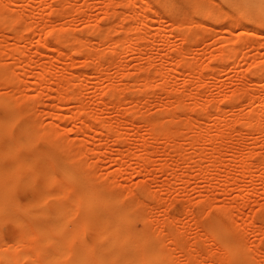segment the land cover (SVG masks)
<instances>
[{
    "label": "rangeland",
    "instance_id": "1",
    "mask_svg": "<svg viewBox=\"0 0 264 264\" xmlns=\"http://www.w3.org/2000/svg\"><path fill=\"white\" fill-rule=\"evenodd\" d=\"M24 1L25 0H22L21 2H18L15 5H12L11 9L9 10V14L10 15L12 14V18H13V24L12 25H13V27H16V28L22 30L26 35L28 34L27 35L28 37L30 35L31 40L28 43L27 50L28 49L29 50L28 51L26 50V56L29 58L30 55L34 54V53L32 54L33 51L35 52L36 50L43 49V48L46 49V50H44V53H46V54L37 58L35 61L36 63H34L35 65L37 64L38 67H36L37 66L36 65V66H32V69H30L29 67L24 66L25 68H23V70L26 72H24L22 70V72L20 74H18V76H17L18 79H20V82L22 84L23 83L26 84L27 82H28L27 83L28 85L31 84V85H29L30 88H28L29 91H31L32 89L34 90V91L32 90L31 92H28L29 93L28 101L31 102V101L35 100V98H36L35 96L38 94L37 92L39 91V89L37 90V88H36L37 87L36 84H34L35 85V89H34L33 82L36 80V77H33L32 74H34V76H35V72L37 73L40 70V65L43 62H45V60L52 58L53 56L59 54V51L57 49H55L52 44H51L52 46L47 45L48 47H51L49 49L47 46L44 47L43 45L35 43L34 40L38 39L39 35L41 33L43 34L45 32V30H46L45 28L51 29V28H53V25L56 24V25H54L55 28H53L52 31H54V33L57 32L56 34L59 35V38L61 40V47L63 49H65L66 52L68 51L67 52L68 54L66 55V61L60 65L58 63V66H60V68L61 67L62 68L61 69L59 67L58 68L60 70H62V69L64 70L66 67L67 70H72L70 72L74 71L73 73L78 74V75H79V72L81 71L80 73H82V75L81 74L80 75L82 77H83V74H85L84 76L86 78V81H85L86 83L84 84V82H83L85 87L82 85H80V86L78 85L80 87V91H79L78 86L77 85L75 86V83H77V81L72 80V82L73 81H75V82H73L74 85L71 82V88L73 87L74 89H76V92L81 93V95L78 96L79 99L78 98L77 99H74V98L68 99V102L66 99L67 92L65 90H62V93L63 94L66 93V95L61 94L63 97L66 96V97H64V100H63V97L62 98L60 97V92H58L57 88H56V92H55V88H53V90L52 89L49 90L50 92L49 91L46 92L48 83L46 84L47 86L44 84L48 81L44 82L41 86L43 87L42 90L44 89L45 93H43L40 97L38 96L39 101L40 100L41 101L39 103L34 104V106H33L34 111L30 115L32 118L35 117V119H37L38 121L41 120V122L44 123L43 125H45V123L53 121L55 123L56 127H58L60 130L62 129V132H65L66 131V130L64 131L65 126H67L66 127L67 129H69V128L74 129L75 126L81 125V123L78 122V120H71L68 123L66 122L67 125H65L66 124L65 123L62 126H59L58 124L61 123V119H59L58 116L52 117L48 113L51 112L52 110L55 111V109H58V112H60V110H61V112L68 113L69 111L70 112L76 111V109H77L76 107H78V109H79V107H82V106H83V108L88 107V108H86V110H84L86 112H84L82 114V117H84L87 121H89L88 123L93 122V124H95V127L92 130H90V132H89L91 134L89 137H91V136L92 137L88 138V139H90L88 141H91V142H87L88 144L84 143L83 139H85V138H84L83 133H81V134L77 133V132L75 133L74 130H72V131L67 130L70 132H67L66 136H68L69 139H70V137L71 138L73 137V142L75 143L76 146L80 145L82 142V144H84V146H83L84 148H88L90 145H91V147L86 149L87 157H86V153L84 152L85 151V149H84V151H83L84 154L82 153L81 157H80V155L77 156V159L75 161H68V164L72 167H75V164L79 159H82L83 163H85V160L87 159L86 160V167L87 168L90 167L91 170H93V165L96 164L95 165L96 168L94 167V169L97 171L95 172V170H93L95 172L93 174V179H94L95 184L99 185L100 190L104 193H112V194L120 193L122 196L124 193L125 196L122 197V201L135 202V203H116V206L118 208L126 210V213L129 214L131 217H142L143 215H144L143 218H149V216L153 217V218L155 217L157 219V220L154 219V221H153L155 223L154 224L155 228H156V226L159 227V225H160L159 229H162L161 223L165 219V217L168 218L169 214H170V216H177L179 218L178 219L179 221L177 223V225H178L177 229H175V230H177V231L179 230L180 233H182L189 240V242H192L191 244H193V246L195 248H197V247L201 248V246L202 247L209 246L210 248H212L213 250H216L217 252H218L217 249H219V252L222 250V248H221L222 246L219 243V241H221V239H219V238H222V237L224 238V235L229 234L227 236V240H226L227 242L235 244L234 242H237L239 240L240 242H242V243L245 242L246 244L248 242L250 244V249L253 246H255V247H253V249L254 250L256 249V251H257V248H258V252H257L258 258L261 262V263L260 262L259 263L264 264V140H263V138H261L263 141L262 140L260 141V143H259L260 145L256 146L255 148L253 147L251 142L253 141V139L258 137V133H257V131L253 132V134L254 133L255 134L254 135L252 134L254 137L251 138L252 137L251 136L252 129H248L244 126V124L242 123L241 116L238 115V113L240 114L241 111L236 110V109L243 108L242 112H246L249 109H252L254 107L256 108L258 106V104H256V102H253V104L252 103L250 104V102L249 103L247 102V100L249 101L250 99H249V95L245 92L244 88H245V86H249L251 79L256 78V75H255L256 73H260L261 78L264 77V76H262V75H264V0H260V5H259L260 6V12H258V10L256 8V7H259L258 5L254 4V3L246 4L243 2V0H229V1L228 0H149V1L148 0L147 1L146 0H138L137 2L140 4H139V7L137 8V10L142 14H144V12H145V14L149 15V17H154V18L148 19L147 21L135 19L132 15L133 14L132 9L130 10L129 7L122 6V4L119 5L120 0H113L112 2H111V0H87V1L86 0H73V2L71 0L70 3L68 2L66 4V9H65V7L61 9V11L63 12L61 14L54 13V11H52V10H53V8H56L57 5L59 7V5H61L63 3L62 2L63 0H61V1L60 0H56V1L55 0H32V1L26 0L28 3H26V1L24 3ZM47 1H48V3H47ZM85 1L89 5L85 4L86 3ZM114 1H115V3H117V1H118V6H117V4L113 6ZM129 1H133V0H129ZM258 1L259 0H256V1L254 0V2H257V4H259ZM31 2H33V3H31ZM43 2H44V4H43ZM219 2H220V4H219ZM138 3H137V6H138ZM148 3H151V5H149ZM33 4H35V5L33 6ZM46 4H48V5L46 6ZM146 4L149 6H146ZM25 5L28 6L29 8L26 7ZM42 5L44 7V8L42 7L43 10L41 9ZM70 5H71V7H69ZM84 5H86L88 9ZM31 7H33V8H31ZM49 7H50V9H49ZM114 7L117 9H114ZM0 8H2L1 5H0ZM153 8H154V10H153ZM203 8L210 9L209 10L210 12H208V13L203 12L202 11ZM85 9H86V11H85ZM126 9H128L127 10L128 12H126ZM82 10H84V11H82ZM115 10H117V11H115ZM66 11H67V14H66ZM81 11H82V13H81ZM109 11H112V12H109ZM178 11L180 12L179 16H177V14H176ZM85 12H86V14H85ZM130 12H132V13H130ZM161 12H162V15H161ZM226 12H228V13H226ZM24 13H25V15H22ZM46 13H47V15H46ZM107 13H109V14H107ZM110 13H111V15L113 13L114 17L110 16ZM122 13H123V15H122ZM125 13H127L126 15H129L130 18L127 17V19H126V15H124ZM210 13H211V15H210ZM28 14H29V16H28ZM157 14H160V16ZM241 15H243V16H241ZM22 16H24V18ZM116 16H117V18H116ZM155 16H158V17H155ZM182 16H183V18H182ZM248 16H250V17H248ZM27 17H29V18H27ZM122 17H124V18H122ZM61 18H63V19H61ZM119 18H120V20H117ZM177 18H179L180 22L182 23L180 25V28L177 27V25L174 23ZM66 19H68V20H66ZM71 19H72V23L70 22ZM122 19L124 21H122ZM235 19H240L246 26L257 28L258 30H260L261 35H260V37L256 36L252 39L255 41L254 44H252V45L250 44L245 48H242L240 50H236L232 55L234 57H232V59H231V57L228 55L225 57L226 50L228 51L230 49V47L233 46V42H234L236 36L242 31V29H239L237 27H232ZM193 20L197 21V22H192ZM14 21H15V23H14ZM117 22H118V25H116ZM145 22H148V24L143 25V23H145ZM57 23H59V25L63 26L64 30ZM61 23H63V24L65 23V25H63ZM67 23H69L71 25H69V24L67 25ZM19 24H21L20 27H19ZM28 24H30V26ZM123 24H124V26H123ZM140 24L142 25V28L144 27L142 31L140 29H134L133 28V27L136 28ZM189 24H191V25L193 24V26L191 27V25H189ZM23 25L27 26V27H24V30L22 29ZM31 25H33V27ZM50 25H52V27H50ZM73 25H75V26H73ZM187 25H189L188 28H187ZM68 26H70L71 28L69 27L70 29L69 28L65 29ZM131 26H133V27H131ZM29 27H32V28H29ZM104 27H106V28H104ZM42 28H43V30H42ZM107 28H108V30H107ZM130 28H131V31H130ZM191 28H192V30H190ZM117 29H118V31H117ZM126 29H127V31H126L127 33H125ZM133 29H134V31H133ZM184 29H185V31H184ZM186 29H187V31H186ZM135 30H136V32H135ZM111 31H114V32H111ZM5 32H6L5 30L0 31V36H1L0 40L3 38V36H5L7 34ZM39 32H41V33H39ZM135 33L138 35H142V37L144 36L143 38L146 37V39H142L141 36H138ZM31 34H33V35H31ZM69 34H71V35L68 36ZM125 35H131V37H133V38L135 37L134 39H136V40L139 37L141 38L140 40L138 39V41H137L138 44L141 46L140 51L133 52L132 48H126L125 47L126 49L124 48V49H122V51L119 50L120 51L119 54H115L113 52L111 53V51H113L112 46H114V49H115L114 41L116 42L117 40L121 39ZM189 35L191 36V38ZM31 36H33L34 38ZM119 36H121V37H119ZM136 36H138V37L136 38ZM185 36H187V37L189 36V39L186 38ZM74 37H75V39H73ZM241 37L244 38V37H246V35L242 34ZM76 38L77 39L82 38L84 40V46H81V48H79L80 51H78L79 43H78ZM183 38L185 40H183ZM86 41L88 42L89 45H87ZM97 42L98 43L100 42V43L98 44ZM259 42H260V47L258 44ZM92 43H94V44L97 43L96 44L97 47L94 46V49H97L98 50L97 52H99L96 55V50H94V53L96 55L97 60L94 57H93V60L89 59L85 55L88 51V46H90V44H92ZM110 43H114V44L111 45ZM74 44H75V46H74ZM106 44H107V46H106ZM227 44H228V46H230L231 44L232 45L230 47H228ZM185 45L188 46L190 49L189 48L187 49V47ZM182 46H183V48H181ZM179 47H180V49H179ZM73 48H75V49H73ZM76 49H77V51H75ZM86 49H87V51H86ZM184 49L188 50L187 51L188 55L185 59L186 61H184V62L185 63H192L193 66L195 64V66H196L195 69L198 70L199 72H201L200 74H201L202 80H205V81L207 80L206 82L202 81V83L204 82L205 84L204 83L202 84L201 82L198 84L197 82L192 81L191 76L194 74L189 72V70L187 68V64H185L184 62H180L179 64H173L172 63V58H170V57L178 56L180 54L179 52H181ZM131 50H132L133 54L131 53ZM56 51H58V52H56ZM101 51H102V53L107 54V59H103V58L98 57V55L101 54ZM219 51H221V52H219ZM50 52H52L51 55H48V54H50ZM213 52L214 53L219 52L218 53L219 57L216 56V54L212 55ZM138 54H140V55H138ZM245 54L251 58L248 61H242L241 62V60ZM83 55H85V57ZM112 55L115 57H117V55H118V57L115 58ZM133 55H135V57ZM220 55H221V57H220ZM223 56H224V58H223ZM31 57L32 56H30V58ZM97 57L99 58V60ZM39 59H40V61H39ZM79 60H80V62H79ZM97 61L99 63H101L102 65L99 64ZM120 61H121V63H120ZM150 61H154L155 63L151 62V64H152L151 65L149 63ZM147 62L149 64H147ZM89 63H90V65H89ZM91 63H92V65H91ZM22 64H24V63H22ZM119 64L123 65V66H121V68L124 67L123 68L124 70H120L118 68L119 66H117V65H119ZM156 64H158V65H156ZM184 64L186 65V67H184ZM14 65H15V69H16L17 65L15 63H13L11 60H8V63L6 64V67H9V69L11 70V73L12 72L14 73V71H15ZM147 65L148 66L151 65V66H149V68H148ZM222 65H223V67H222ZM12 66H13V68H12ZM97 66H98V68H97ZM101 66H103V67H101ZM200 66H201V68H200ZM139 67H142V68H139ZM143 67H144V69L148 68V71H147V69L145 71L144 70L142 71L141 69H143ZM173 67L177 71L176 73H173L174 75L176 74V77L175 76H173V77L169 76L168 77V75H167L168 78H166V80L167 79L169 80V78L172 77L169 81H167V82H169L168 86L165 84H162L161 83L162 81L160 78L161 72L162 71H168L169 69H171ZM26 68H28V69H26ZM115 68L119 69V71L116 72L117 70ZM156 68L157 69L161 68L160 69L161 71L158 69L159 72H157ZM220 68L221 69L223 68V69L219 70ZM37 69H39V70H37ZM136 69H138L139 71ZM27 70H28V72H27ZM31 70L34 72H32ZM29 71H31V73H32L31 75H30ZM83 71H85V72H83ZM97 71H98V73H96ZM120 71H123V72L125 71L124 72L125 74H121ZM223 71H225V72H223ZM92 72H94V73H92ZM153 72H155V73H153ZM24 73H26V76ZM239 73L240 74L245 73L247 75V76L245 75L247 78L245 76H244L245 78L244 77L242 78V75H240ZM59 74L62 75L63 73H59ZM188 74H190L191 76ZM195 74L198 75L197 73H195ZM203 74H205V75H203ZM206 74H207V77H206ZM211 74H213V76L215 74L216 76L213 77ZM86 75L88 77H86ZM114 75H116V77ZM142 75H145V76H142ZM19 76L20 77L22 76V77L20 78ZM113 76L116 79L115 78L113 79ZM139 76H142L141 77L142 79L148 78L150 83L153 84V86L151 84L150 85L148 84L146 86V84L139 83L142 80L139 78ZM154 76H155V78H154ZM204 76H205V78H204ZM249 76L251 77V79ZM110 77H112V78H110ZM151 77H153L152 82L150 80ZM22 78H23V80H26V79L27 80L25 82L24 81L22 82ZM102 78H105V79H102ZM134 79H135V81L137 79V82L134 83ZM247 79H249V80H247ZM59 80L62 81V83L64 82L63 85H64V87H66L65 86L67 83L66 79L63 78L62 76H60ZM131 80H133V81H131ZM241 80H243L242 87H244V88H242L243 90L241 91V94L239 93L238 95H235L234 93H236V89L241 87V86H239V82ZM87 82H88V84H87ZM126 82H128V83H126ZM167 82L165 81L166 84H167ZM207 82H208V84H207ZM124 83L126 84V86H124L125 85ZM241 83H242V81H241ZM244 83H245V86H244ZM128 84L131 86L129 87ZM196 84H198V86ZM54 85L55 84H53V87H54ZM110 85H113L112 89H111V87H109ZM162 85H164L163 86L164 88L162 87ZM169 85H170V87H169ZM199 85H201V86H199ZM121 86H122V88H121ZM151 86H152V88H151ZM165 86H167L168 88ZM124 87H127V89ZM120 88L121 89L124 88L125 91H123L124 89L121 90ZM135 88L137 89V91H135L136 90ZM5 89L6 88L4 86L2 88V86L0 85V90H1L0 92L5 91ZM129 89H130V92H129ZM194 89H197L198 91H196ZM114 90H115L116 95H117V96L115 95L116 99L114 97L110 96V94H109L110 91H114ZM176 90H178V92ZM186 90H188V91H186ZM233 90H234V93H232ZM122 91H123L124 95L122 94ZM194 91H196L199 95L201 93V96L203 94V96L201 97L202 99L201 98H200L201 100L198 99L199 104H197L196 103L197 101L195 102V100H193L191 98L193 96H190L192 94L193 95L196 94V93L194 94ZM183 92L186 93L187 95L185 94L186 95L185 96ZM35 93H37V94H35ZM46 93H50V94H46ZM56 93H58V94H56ZM181 93H183V95H182L183 98H181V101L183 104H186L184 106L188 107V108L187 109L186 108L181 109V111H180V109L177 110L176 111L177 117L175 116L176 121L173 120V122L170 124L171 128L173 127L177 132L179 131V129H178L179 127L184 128V130L182 129L183 130L182 133L178 132V135L176 133V137L177 136L180 137L179 133L181 135L184 133L186 134L187 131L192 129V128L189 129L190 127H184V125H183V123L188 121V119L191 117H192V121H193V119H197V120L201 121L200 123L205 122V123H202V125H204L205 128L207 129L206 132H208L210 130L213 133L214 132L213 126H215V125L212 126L211 124H213V121L210 122V120L212 117H214L213 116L214 114L217 113L220 116L221 114L223 115V113L227 112V113H225V115L222 116V118L227 115L226 117H224V119H228L230 113L231 114L237 113L235 115H230L231 120L228 119L229 124H227L228 120H224L223 121L224 125H222L223 122L220 123L222 126L219 124L216 125L217 127L219 126V129L221 130L227 124V127L225 126L226 131L224 132V130H225L224 129L223 132L226 133L225 134L226 137L229 135L228 136L229 138L228 137L227 138L226 137L221 138V136H218V138H216L214 140V142H213V140H211V142H210V140L208 138L207 139L203 138V140H202L203 142L200 141L201 142L200 144L202 146L200 144L199 145L201 147L199 145L195 146V147L193 146L195 148L194 149L192 147V140H193L192 137H193V135H196V134H197V136H199V135H198V133L192 134L191 131L192 132L193 131L196 132V131L191 130L190 132H187L186 135L185 134L182 135V137H184L183 139L180 137L182 139L180 142V145L178 143V145H179V146L177 145L178 148L175 147L174 150H173V148L176 145L178 139L180 140V138H178V137L175 138V139H177L176 142L174 141L175 143L173 142V140H175V139H173L172 141L166 139L167 136L165 135L166 132H165L164 128H162V127L158 128L157 129L158 132L155 130V133H157L158 136H156V139L152 138L154 128L151 127L149 120L150 119L151 120L159 119L161 121V123L163 120H167L168 116L164 113V107L160 106V105L163 104L164 102L166 103L167 101H168V103H166V104L171 103L169 101H171L173 99H171L169 97L174 98L178 94H180V96H181ZM263 94H264V84L260 85V95H263ZM173 95H174V97H173ZM224 95H229V96L224 97ZM222 96H223V98H222ZM57 97H60L61 99L58 98L59 99L58 100ZM148 97H150V98H148ZM184 97H186V98L184 99ZM134 99H136L135 104L138 105V106H136L135 111L136 112L139 111L138 113H136L135 111H132V109L129 110V108H130L129 106L132 107L133 106L132 104H134L133 103ZM79 100H81V101H79ZM113 100H118L119 105L124 100V102L121 103L124 106L120 105V106H113L112 107V105H110V106L109 105H106V106L103 105L104 101L105 102H108V101L112 102ZM138 100L140 101V103L138 102ZM185 100L187 103H185ZM203 100H204V102H205V100H207V101L205 103H202ZM214 100H217L219 102H216ZM64 101H66V102H64ZM100 101H103V102H101L102 104H100ZM128 101L130 102V104L128 103ZM131 101H132V104H131ZM192 101H194L195 104H197V105H194ZM200 101H202V102H200ZM78 102L79 103L83 102V103L78 104ZM191 102H192V104H191ZM246 102L248 104H245ZM217 103L220 106H222L218 110H216V107H215V105H217ZM66 104L68 106H66ZM190 104L192 106H189ZM200 104L202 106H203V104H205L206 110L203 107H201ZM249 104H250V106L252 105L250 108H249ZM57 105H59V106H57ZM35 106L36 107L38 106L37 109ZM60 106H61V108H59ZM139 107H140V109H138ZM226 107H228V108H226ZM17 108H22V104H18ZM92 108H93V110H92ZM124 108H126L127 111H126V109L124 110ZM202 108H203V110H202ZM212 108H213V110H212ZM223 108L226 110H222ZM246 108H248V109H246ZM89 109H91V110H89ZM228 109H230V110L234 109V110L230 111ZM244 109H246V111ZM200 110H201V112H199ZM210 110L212 111V113H210L212 115L209 116V114L207 115L206 113L211 112ZM36 111H37V113H36ZM54 111H52V112H54ZM91 112H92V115L89 114ZM187 112H189V114ZM87 113L89 115H87ZM132 113H136V114L132 115ZM160 114H162V116H159ZM178 114H180V115L178 116ZM205 115H207V116H205ZM237 115L239 116L238 119L240 118L239 119L240 121H238V123H237V120H238ZM36 116H37V118H36ZM166 116H167V118H164ZM95 117H96V119H95ZM207 117H208V119H206V121H205V118H207ZM232 118L235 119V121L233 120L234 124L232 122ZM100 119L103 120V122L105 121L107 123L109 121V123L107 124L104 122L105 126L101 127L100 125H98V123L101 121ZM128 119L130 122H132L133 124L135 123V124L132 125L131 123H129V121L127 123L126 120H128ZM130 119H132V120H130ZM201 119H203V120H201ZM143 120H144V122H143ZM182 120H184V121H182ZM189 121H190V119H189ZM225 121H227V122H225ZM41 122H39V123H41ZM164 122L165 121H163V123ZM230 122L232 125L230 124ZM209 123H211V124L209 125ZM163 125H165L167 127V124H163ZM97 126L99 128H97ZM107 126H109L110 130H109V128H106ZM231 126L234 129L235 128L236 129L234 130L233 128H230ZM208 127H209V129H208ZM220 127H222V128H220ZM95 128L98 129V132L94 131V130H97ZM101 128H102V136H101V133L98 134L99 132H101ZM113 129H114V131H113ZM227 129H230L229 131H231L232 133L231 132L227 133L228 132ZM16 130H17L16 126H13L12 131L15 132ZM103 130H105V132ZM106 130H107V134H106ZM115 130H118L119 132L118 131L115 132ZM245 130H246V132L244 133V135L246 134V136H244V138H243V136H241L243 134H241V133H243V131H245ZM161 131H163V133ZM247 131L250 133H248ZM117 132H118V134H117ZM122 134H123V136H121ZM161 134H162V137H160ZM249 134H250V136H249ZM114 135H119V136L116 137ZM230 136H231V140H230ZM240 136L243 138V141H242ZM62 137L65 138V133H63ZM119 137H121V138H119ZM219 137H220V140H219ZM245 137H247V139ZM68 138H67V140L65 139L66 141L62 138V145H64V147H66V148H68V146L66 145L68 143V140H69ZM224 138H225V140H224ZM248 138H250V139H248ZM204 139H205V141H204ZM244 139H246L247 141ZM114 141H116V142H114ZM220 141H223V143L222 142L220 143ZM239 141L240 142L242 141V143L239 144L238 143ZM202 143H204V144H202ZM211 144H212V146H214V148H213L214 151H212L213 149L210 150L209 146ZM205 145L207 147H209V149L204 148L206 150L205 153H207V151L209 150L210 154H211V152H213L212 155H209V154L204 155L205 153L203 150V146H205ZM217 145H218V147H217ZM231 145H232V147H231ZM36 146L47 147L49 145L47 143V139L41 138L36 143ZM146 147L150 150L152 149V151H150V150L146 151L147 150ZM197 147H199V148H197ZM216 147H217V149L221 150L220 151V153L222 152L221 154H218L219 151L216 149ZM235 147H241V148H239V150L242 149L241 150L242 153L240 152L242 155H239L237 148L235 151ZM196 148H197V151L199 150L198 152L200 153L201 156L204 155L203 157H205L204 158L205 161L202 159L199 160L200 155L197 153V151H196V153H194V155L195 156L198 155V156L195 157L193 155V152H195L194 150H196ZM250 148H251V150L252 149L257 150V151H255L256 154L259 156V158L261 155L262 158H260V159L261 160L263 159V161L259 160L258 161L259 163L256 162L254 160V156L251 155V153L253 151H251ZM51 149L53 150V152L58 151V153H59V149L56 146L51 147ZM177 150H178V152H177ZM124 151H128L127 153L126 152L125 153L129 154L131 156L124 155V157H126V158H123V159H125V161L123 159L122 160L120 159L122 161V163H120L121 161L119 160V158L122 157L121 153ZM175 151H176V153H174ZM200 151L202 152V154ZM258 151H260V153H258ZM234 152H236L234 154L235 158H236V156H237V158H241L242 156L244 157L245 153H243V152H246L245 158L246 159L250 158L249 160H252V162L251 161L249 162L247 159L246 168L248 171L251 172V170H255V168H257V170H258V168H261V166H262V168H261L262 172L260 169L258 170V172L260 171V174L257 175L258 172L253 173V175H254V177L252 179L253 185L250 182L251 181L250 180L251 178L249 177L250 173L247 174V173L243 172L241 174V172H237V171H239L238 166L240 167V162L242 160H240V161L238 160L239 161L238 162L237 158L233 159V157H231V156ZM180 153H182L183 156L179 155ZM191 153H192V155H191ZM223 153H225V154H223ZM148 154H151V155H148ZM228 154H231V155H228ZM248 154H250V155H248ZM252 154H255V153H252ZM207 155H209L213 160H215L214 158L217 155L218 161H217V163L215 161V164H217V166L214 164V161L212 159H210L209 156H208L209 158L208 157L207 158L210 159L211 164L212 163L213 164L212 165L207 164L210 162L209 160L206 159ZM142 156H143V158L145 157L147 160L146 161L147 164L145 163L146 169H144L141 173L138 174L137 170H139L140 160H143ZM193 156H194L193 159H195V160L189 158V157H193ZM219 156H220V159H222V160H219ZM239 156H241V157H239ZM203 157H201V158H203ZM217 157H216V159H217ZM149 158H150V160H149ZM196 160H198V161H196ZM233 160H235L236 162ZM118 161H120V162L118 163ZM202 161H204V162H202ZM207 161H209V162H207ZM230 161H232L233 163L232 162L229 163ZM253 161H254V163H253ZM87 162H88V164H87ZM219 162H221V163H219ZM234 162L237 163L238 165L236 164L237 166H233V168H231V171L229 170V172H228L229 174H228L226 172V169L230 168L229 165H231V164L234 165ZM199 163L203 164V165H200ZM218 163L220 164L219 166H218ZM227 163L229 165H227ZM122 164H123V172H121L122 169L120 168V166H122ZM167 164H169V165H167ZM221 164L223 167L221 166ZM255 164H256V166H255ZM198 165H200V167ZM205 165L206 166L209 165V167L205 168V169H207L208 174L202 175L204 173H202L201 171L203 170V166L206 167ZM224 165H226L228 167L226 168V166L224 167ZM214 166H216V167H214ZM220 166L222 167V169ZM248 166H249V168H248ZM257 166H260V167H257ZM169 167H171L173 170ZM218 167H219V169H218ZM234 167H236V168H234ZM198 170L202 173L201 175H200V172ZM247 170H244V171L247 172ZM257 170H255L254 172H256ZM240 171H241V168H240ZM172 172H173V174H172ZM210 172H211V174H213L212 176H211ZM198 173H199V175H198ZM237 174H238V177L236 176ZM214 175H215V177H214ZM239 175H241V176H239ZM242 175H244V176L242 177ZM253 175L251 174L250 176L252 177ZM105 176L108 179H106V182L104 184L103 181H105L104 180ZM204 177H206V178H204ZM109 179H111V180H109ZM102 182L104 185L101 184ZM111 183H113V184H111ZM138 184L146 186L150 191V194H149V192L147 193L146 199H144V196H146L145 193H144V196L139 195L138 197H136V198H139L140 200L141 199H144L146 201L148 200L147 201V202H149L148 205H147V203L146 204L145 203H137V202H139V200H137L135 198L133 199V197L130 198V195H127L128 192L130 193V191L135 190L139 186ZM250 186H255L256 188L253 191V193H251L249 200L246 201L245 196L247 193V189ZM51 187H52V189H55V190L58 189V185H56V184L52 185ZM126 190H128V191L125 193ZM68 192L70 194H73L71 187L68 188ZM121 192H123V193H121ZM27 196H29L28 193H19L16 195V199L19 202H24V201H26ZM214 197H215V199H214ZM43 204L46 205L47 208H49L51 206V204H57V203H43ZM63 204L65 205V207L67 206V203L66 204L63 203ZM223 204L224 205L227 204L228 206H226V205L224 206ZM3 205H4V208L2 210L3 212H7L9 210H12V211L18 212L19 214H23L24 210H27V209L35 210V209H39V207H40V205L37 203H3ZM133 205H134V207H133ZM234 207L237 210L236 211L237 213L235 212V214H234V217L235 216L238 217L237 220L235 219L236 217L233 219V216H231L234 213V210H233ZM77 209H78V211H77L78 213L80 211H82L81 209H79L78 206H77ZM167 214H168V216H167ZM145 216H147V217H145ZM248 219L250 221H248ZM155 220H156V222H155ZM236 224L239 225L240 230ZM152 227H153V224H152ZM155 228L153 227L150 230L153 234H157L158 233L157 231H159V229L155 230ZM234 228L236 229V231ZM219 229L222 230L223 236H221L217 239L212 238V237H210V238L205 237L206 234L210 235V234L214 233V231H218ZM237 230H239V231H237ZM237 233H239V234H237ZM237 235H239V236H237ZM243 237H245V238H243ZM166 238H165V241H167V242L164 241L166 243V244L164 243L165 247L177 248L173 243L168 241V239L166 240ZM214 242H216V243H214ZM215 244H220V247H219V245H215ZM217 246H218V248H217ZM175 248L173 249L174 250L173 253L175 254L176 257L178 256V259H177L178 263L187 264L186 256H183L182 254H180L178 252V250H176ZM253 249H251L252 250V251H250L251 253L254 252ZM201 259H202V264H207L208 261L206 259L205 254H202ZM27 261H29V260H25L24 262H22V264L28 263Z\"/></svg>",
    "mask_w": 264,
    "mask_h": 264
},
{
    "label": "bare ground",
    "instance_id": "2",
    "mask_svg": "<svg viewBox=\"0 0 264 264\" xmlns=\"http://www.w3.org/2000/svg\"><path fill=\"white\" fill-rule=\"evenodd\" d=\"M21 1L22 0H0V5L2 6V8H0V31L5 30L6 31L5 33H7L0 40V85L2 86V88H3V86L6 88L5 91L0 92V264H22V262H24L25 260H29V261H27L28 263H25V264H180L177 261L178 256L176 257L175 254L173 253L174 252L173 249L175 247L172 248L169 246L171 249L165 247L164 243L167 242V241H165L166 237H167L166 240L168 239V241H170L171 243H173L177 247L175 249L178 250V252L180 254H182L183 256H186L187 264H202V259H201L202 254H205L206 259L208 261L207 264H260L261 262L258 258V253H257L258 248L256 251V249L255 250L253 249V247H255V246H253L251 249H253L254 252L251 253L250 251H252V250L250 249V244L248 242H247V244L245 242L242 243L239 240L237 242H234L235 244L227 242L226 240H227V236L229 234L224 235V238L223 237L219 238V237L223 236L222 230H220V229L218 231H214V233H212L210 235H207V234H206L207 236L205 235L206 238L212 237V238H216V239L217 238L221 239V241H219V243L222 246L221 247L222 250L219 252V249H217L218 250V252H217L216 250H213L209 246H206V247L201 246V248L200 247L195 248L193 246V244H191L192 242H189V240L182 233H180L179 230L178 231L175 230V229H177V226H178L177 223L179 221L178 220L179 218L177 216H170V214L168 216V214H167L168 218L165 217V219L163 221L161 220L162 221V223H161L162 229H159L160 225H159V227L156 226V228H155V226H154L155 223L153 222L154 219H156L155 217L153 218V217L149 216V218H143L144 215L142 217H131L129 214L126 213V210L118 208L116 206V203H135V202L122 201V197L125 196L123 192H121V193H123V196L120 193H116V194L104 193L100 190L99 185L95 184L94 179H93V174L97 171L94 169V167L96 168V166H95L96 164L93 165V170H95V172L93 170H91L90 167H88V168L86 167V160L87 159L86 160L84 159L85 163H83L82 159L78 158L79 162L78 161L76 162L75 167H72L68 164V161H75L77 159V156L80 155V157H81V154L83 153L84 149H85L84 152L86 153V149L91 147V145L89 144L90 146L88 148H84L83 147L84 144H82V142L80 145L76 146L75 143L73 142V137L72 138L70 137V139H69L68 136H66L67 132L74 130L75 133L76 132L80 133V134L83 133L84 138H85V139H83L84 143L88 144L87 142H91V141H88V140H90L88 138L92 137V136L89 137L91 135L89 132H90V130H92L95 127V124H93V122L92 123L90 122L91 124L88 123L89 121H87L84 117H82V114L84 112H86L84 110H86V108H88V107L83 108V106H82V107H79V109H78V107H76L78 110L76 109V111H72V112L69 111L68 113L61 112V110H60V112H58V109H55V111L52 110L54 112L51 111L48 113L52 117L58 116L59 119H61V123L58 124L59 126H62L63 124H65L66 122L68 123L71 120H78V122H80L82 125V126L81 125L75 126L74 129H72V128L67 129L66 128L67 126H65V127L63 126L64 131L66 130L65 132H62V129L60 130L58 127H56L55 123L53 121H50L48 123H45V125H43L44 123H42L41 120L38 121L37 119H35V117L32 118L30 115L34 111L33 110L34 104L39 103L41 101V100L39 101V97L43 93H45L44 89L42 90L43 87L41 86L44 82L48 81L44 84V85H46L48 83L47 84L48 86L46 85L47 86L46 92H48L51 89L53 90V88H55V92H56V88H57L58 92H60L61 98L63 97L61 95V94H63L62 90H65L67 92V95H66V93H64V94L67 97L66 96H64V97H66L67 102H68V99H70V98H74V99L78 98L79 99L78 96L81 95V93L76 92V89H74L73 87L71 88L72 80L77 81V83H75V86L76 85L77 86L78 85L84 86V84L86 83L85 82L86 78L84 76L85 74H83V77H82L81 76L82 73H80L81 71L80 72L78 71L79 72V75H78V74L73 73L74 71L70 72L72 70H67L66 67L64 70L63 69L60 70L62 67L60 68V66H58V63L60 65L66 61V55L68 54L67 53L68 51L66 52V50L61 47V40L59 38V35L56 34L57 32L54 33V31H52L53 28H55L54 25H56V24H54L53 28H51V29L45 28L46 30L43 34L41 32H39L42 35L40 34L38 39L34 40L35 43L43 45L44 47L52 44L54 46V48L59 51V54H57L55 56L52 55L53 57L49 58L47 60L44 59L45 62H43L40 65V70L37 69L39 71L37 73L35 72V76H34V74L31 73L32 70L29 71L30 75L32 74L33 77H36V80L33 82V85L36 84V86H37L36 88H37V90L39 89V91L37 92L38 94L35 93V94H37L35 96L37 99L36 98H35V100L32 99L33 101L30 100L31 102L28 101V96H29L28 92H31L33 90V89L31 91L28 90V88H30L29 85H31V84L28 85L27 84L28 82L26 84L25 83L22 84L20 82V79H18L17 76H18V74H20L22 72L23 68H25L24 66L29 67L30 69H32V66H36L37 64L36 65L34 64V63H36L35 62L36 59L39 58L40 56L46 54V53H44V50H46V49L43 48V49H38L35 52L33 51L32 54L33 53L34 54L30 55V56H32L31 58H30V56H29V58L26 56V50L28 48V43L31 40L30 35L28 37L27 36L28 34L26 35L22 30H20L16 27H13V25H12L13 24L12 14L11 15L9 14V10L11 9V6L15 5L16 3L21 2ZM25 1H24V3H25ZM27 1H26V3H28ZM112 1L113 0H111V2ZM137 1L138 0H135V1L134 0L133 1L120 0L119 5L122 4V6L129 7L130 10L132 9V12H133L132 15L137 20L147 21L148 19L154 18V17H149V15L145 14V12H144V14L140 13L137 10L140 3H138ZM62 2L63 3L61 5H59V7L57 5L56 8H53L52 11H54V13H57V14L63 13L61 11V9L64 7L66 9V4L68 2L70 3L71 0H69V1L63 0ZM72 2H73V0H72ZM243 2L246 4L254 3L258 6L260 5V0L258 1L259 4H257V2H254V0H243ZM31 3H33V2H31ZM47 3H48V1H47ZM137 3H138V6H137ZM43 4H44V2H43ZM85 4H87V2ZM116 4L118 6V1H117V3H115V1H114L113 6ZM148 4L151 5V3H148ZM219 4H220V2H219ZM34 5L35 4H33V6ZM47 5L48 4H46V6ZM87 5H89V4H87ZM149 5L146 4V6H149ZM84 6L87 8L86 5H84ZM26 7H28V6H26ZM42 7H43V5L41 6V9H42ZM50 7H49V9H50ZM69 7H71V5ZM115 7H114V9H117ZM31 8H33V7H31ZM256 8H257L258 12H260V6L256 7ZM127 10L128 9H126V12H128ZM153 10H154V8H153ZM209 10L210 9H207V8L202 9V11L205 13L210 12ZM82 11H84V10H82ZM82 11H81V13H82ZM85 11H86V9H85ZM112 11H109V12H112ZM115 11H117V10H115ZM132 12H130V13H132ZM226 13H228V12H226ZM66 14H67V11H66ZM85 14H86V12H85ZM107 14H109V13H107ZM126 14L127 13H125L124 15H126ZM176 14H177V16H179L180 12L178 11ZM22 15H25V13ZM46 15H47V13H46ZM122 15H123V13H122ZM157 15L160 16V14H157ZM161 15H162V12H161ZM210 15H211V13H210ZM28 16H29V14H28ZM110 16H113V13H112V15L110 13ZM241 16H243V15H241ZM22 17L24 18V16H22ZM127 17H129V15H126V19H127ZM155 17H158V16H155ZM248 17H250V16H248ZM27 18H29V17H27ZM116 18H117V16H116ZM122 18H124V17H122ZM182 18H183V16H182ZM61 19H63V18H61ZM66 20H68V19H66ZM117 20H120V18ZM15 21H14V23H15ZM122 21H124V20L122 19ZM70 22L72 23V19ZM192 22H197V21L193 20ZM174 23L179 28H180V25L182 24L180 22L179 18H177ZM57 24L59 25V23H57ZM61 24H63V23H61ZM68 24L69 23H67V25ZM144 24L147 25L148 22L143 23V25ZM20 25L21 24H19V27H20ZM24 25L22 26L23 30H24V27H27ZM28 25L30 26V24H28ZM63 25H65V23ZM69 25H71V24H69ZM116 25H118V22ZM189 25H191V24H189ZM189 25H187V28ZM31 26L33 27V25H31ZM59 26H61V25H59ZM73 26H75V25H73ZM123 26H124V24H123ZM192 26H193V24L191 25V27ZM32 27H29V28H32ZM50 27H52V25H50ZM69 27L70 26L66 27L65 29H68ZM131 27H133V26H131ZM232 27H237L239 29H242V31L236 36V38L233 42V46H231L232 45L231 44L230 45L231 47H230L227 44V46L230 47V49L228 51L226 50L225 57L228 55L231 57V59H232V57H234L232 55L236 50H240L242 48L247 47L250 44L251 45L254 44L255 41L252 39L256 36L260 37V35H261L260 30H258L257 28L246 26L240 19H235ZM61 28L64 30L63 26H61ZM104 28H106V27H104ZM133 28L134 29H140L142 31L144 27L142 28V25L140 24L136 28L135 27H133ZM127 29L125 30V33H127L126 32ZM134 29H133V31H134ZM42 30H43V28H42ZM107 30H108V28H107ZM190 30H192V28ZM117 31H118V29H117ZM130 31H131V28H130ZM184 31H185V29H184ZM186 31H187V29H186ZM111 32H114V31H111ZM135 32H136V30H135ZM242 34H245L246 37H244V38L241 37ZM31 35H33V34H31ZM70 35L71 34H69L68 36H70ZM131 35H125L124 37L117 40L116 42L114 41L115 49H114V46H112L113 51H111V53L113 52L115 54H119V52H120L119 50L122 51V49H124L125 47L126 48H132L133 52L140 51L141 46L138 44L137 41H138V39L140 40L141 38L139 37L136 40V39H134L135 37L133 38V37H131ZM136 35H138V34H136ZM138 36L142 37V35H138ZM138 36H136V38ZM189 36L188 37L185 36V37L189 39ZM31 37H33V36H31ZM119 37H121V36H119ZM143 37H142V39H146V37L145 38H143ZM184 38H183V40L186 39V38L185 39ZM190 38H191V36H190ZM73 39H75V37ZM77 41L79 43L78 51H80L79 48H81V46H84V40L82 38H78ZM114 43H110V44L112 45ZM93 44L94 43H92V44H90V46H88V51L86 49L87 53L85 54L87 56V58L92 59V60H93V57L96 59V55L99 53V52H97L98 51L97 49H94V46L97 47L96 44H94V45ZM258 44L260 47V42ZM87 45H89L88 42H87ZM74 46H75V44H74ZM106 46H107V44H106ZM186 47H187V49L189 48L188 46H186ZM48 48L50 49L51 47H48ZM181 48H183V46ZM73 49H75V48H73ZM179 49H180V47H179ZM94 50H96V55L94 53ZM132 50H131V53H132ZM184 50L179 52L180 54L178 56L170 57V58H172L173 64H179L180 62L186 61L185 59L188 55V52H187L188 50H185V51ZM58 51H56V52H58ZM75 51H77V49ZM102 51H101V54L98 55V57L103 58V59H107V54L102 53ZM219 52H221V51H219ZM219 52H217V53L213 52L212 55L216 54V56L219 57V55H218ZM51 53L52 52H50V54H48V55H51ZM85 55H83V56L85 57ZM138 55H140V54H138ZM133 56L135 57V55H133ZM113 57H115V56H113ZM117 57H118V55H117ZM117 57H115V58H117ZM220 57H221V55H220ZM223 58H224V56H223ZM250 58L251 57H249L245 54L243 56L241 62L242 61H248V60H250ZM8 60H11L13 63H15L17 65L16 69H15V65H14L15 71H14V73L12 72L13 74L11 73V70L9 69V67H6ZM80 60H79V62H80ZM98 60H99V58H98ZM39 61H40V59H39ZM151 62L155 63L154 61H150L149 63L151 64ZM22 63H24V64H22ZM120 63H121V61H120ZM149 63L147 62V64H149ZM99 64H101V63H99ZM185 64H187V68H188L189 72L194 74L192 76L190 74H188L192 77V81L197 82L198 84L200 82L202 83V81H204V82L207 81V80L206 81L202 80L201 74H200L201 72H199L198 70L195 69L196 68L195 64H194V66L192 63H185ZM185 64H184V67H186ZM89 65H90V63H89ZM91 65H92V63H91ZM151 65H149V66H151ZM156 65H158V64H156ZM117 66H119L118 68L120 70H124L123 69L124 67L121 68V66H123L122 64L121 65L119 64ZM149 66H148V68H149ZM36 67H38V65ZM101 67H103V66H101ZM222 67H223V65H222ZM12 68H13V66H12ZM97 68H98V66H97ZM139 68H142V67H139ZM148 68H146L147 71H148ZM200 68H201V66H200ZM26 69H28V68H26ZM115 69L117 70L116 72L119 71V69H117V68H115ZM146 69H144V67H143V69H141V70L145 71ZM158 69L160 70L161 68H158ZM158 69H157V72H159ZM222 69L220 68L219 70H222ZM136 70H138V69H136ZM24 72H26V71H24ZM27 72H28V70H27ZM32 72H34V71H32ZM83 72H85V71H83ZM122 72L123 71H120L121 74H125L124 73L125 71L123 73ZM155 72H153V73H155ZM176 72L177 71H176V69H174V67L169 69L168 71H162L161 75L159 74L161 76V77L159 76L161 78V81H162L161 83L168 86L169 82H167V81H169L173 76L176 77V74L175 75L173 74ZM223 72H225V71H223ZM59 73H63V74L60 75ZM92 73H94V72H92ZM96 73H98V71ZM195 73H197L198 75H196ZM24 74L26 76V73H24ZM59 75L66 79V81H67V83L65 85L66 87H64V85H63L64 82L62 83V81L59 80V77H60ZM87 75H86V77H88ZM167 75H168V77L169 76H172V77L169 78V80L168 79L166 80V78H168ZM203 75H205V74H203ZM211 75L213 76V74H211ZM240 75H242V78H243L246 74L244 73V74H240ZM255 75H256L255 79H251V77L249 76L251 79L249 86H245V83H244L245 88L242 87L243 80H241L242 83H241V81L239 82V86H241V87L237 88V89L235 88L236 93H234V90L232 92L235 95H238L239 93L241 94V91L243 90L242 88H244L245 92L249 95V99H250L249 101L247 100V102L248 103L250 102V104L251 103L253 104V102H256V104H258V106L256 108L254 107L252 109H249L248 111H246V109H248V108L244 109L246 112H242L243 108L236 109L234 107L237 111L238 110L241 111V113L240 114L238 113V115L241 116L242 123L244 124V126L248 129H252V133H251L252 137L251 138L254 137L253 135L255 133L253 134V132L257 131V133H258V137L253 139V141L251 142V144L253 145L254 148L256 146L260 145L259 143L262 140L261 138H263V140H264V94L260 95V85L264 84V77L261 78L260 73H256ZM114 76L116 77V75H114ZM114 76H113V79L115 78ZM142 76H145V75H142ZM142 76H139V78L142 79L141 78ZM214 76H216V75L214 74ZM262 76H264V75H262ZM206 77H207V74H206ZM110 78H112V77H110ZM152 78L153 77H151V79H150L151 82H152ZM154 78H155V76H154ZM204 78H205V76H204ZM102 79H105V78H102ZM26 80H23V78H22V82L23 81L25 82ZM247 80H249V79H247ZM131 81H133V80H131ZM165 81L167 82V84L165 83ZM73 82H75V81H73ZM73 82H72V84H73ZM83 82H84V84H83ZM135 82H137V79H136V81L134 79V83ZM126 83H128V82H126ZM139 83L146 84V86L148 84L149 85L151 84L153 86V84L150 83L148 78H143ZM53 84H55L54 87H53ZM87 84H88V82H87ZM198 84H196V85L198 86ZM207 84H208V82H207ZM79 86H78V88L80 91ZM112 86L113 85H110L109 87H111V89H112L113 88ZM124 86H126V84ZM128 86L130 87L131 85L128 84ZM152 86H151V88H152ZM163 86L164 85H162V87ZM167 86H165V87H167ZM199 86H201V85H199ZM127 87H124V88L127 89ZM169 87H170V85H169ZM121 88H122V86H121ZM34 89H35V85H34ZM123 89H121V90H123ZM194 90L198 91L197 89H194ZM123 91H125V89ZM123 91H122V94H123ZM135 91H137V89ZM176 91L178 92V90H176ZM186 91H188V90H186ZM196 91H194V94L196 93L195 95L192 94L190 96H193L191 98L193 100H195V102L197 101L196 103L199 104L198 99H200L203 96V94L201 96V93L199 95ZM129 92H130V89H129ZM183 93H181V96H180V94H178L179 96L177 95L175 97L173 95L174 98L169 97V98L173 99V100L170 99L171 101H169V102H171V103L166 104V103H168V101H167L166 103L165 102L163 103L164 105L163 104L160 105V106L164 107V113L168 116V118H167V116L164 117V118H167V120H163V121H165L164 123L162 121L163 124H167V127L165 125H163L159 119H153V120L150 119L151 121L149 120L151 127L154 128L153 136L151 135L152 138L156 139V136H158V134L155 133V130L157 131V129L160 127L165 129L166 134L165 133L164 134L167 136L166 139H168V140L172 141L173 139H175L177 137L178 138L181 137L182 139L184 138V137H182V135H184L185 133L182 135L180 134L183 132L184 128H180V127L178 128L179 129L178 132H180L179 133L180 137L179 136L176 137V133L178 135V132L173 127L171 128V126H170V124L173 122V120H175V118L177 117L176 111L179 109L181 111V109H185V108L187 109L188 108V107H185L184 105H186V104H183L181 101V98H183L182 97ZM46 94H50V93H46ZM56 94H58V93H56ZM109 94H110V96H112L116 99L117 95H116L115 90L110 91ZM185 94L186 93H184V95ZM225 96L228 97L229 95H224V97ZM60 97H57V99L58 98L61 99ZM64 97H63V100H64ZM148 98H150V97H148ZM185 98L186 97H184V99ZM222 98H223V96H222ZM135 100L136 99H134V102H133L134 104L136 103ZM79 101H81V100H79ZM206 101L207 100H205V102ZM214 101L219 102L217 100H214ZM64 102H66V101H64ZM101 102H103V101H100V104H102ZM118 102H119L118 100H113L112 102L111 101H108V102L104 101L103 105L104 106L112 105V107L113 106H120V105H123L121 103H123L124 100H123V102L120 103V105L118 104ZM138 102L140 103L139 100H138ZM192 102L194 105H197V104H195L194 101H192ZM192 102H191V104H192ZM200 102H202V101H200ZM205 102L203 100L202 103H205ZM247 102L245 104H248ZM82 103L78 102V104H82ZM128 103L130 104L129 101H128ZM185 103H187L186 100H185ZM18 104H22V108H17ZM67 104H66V106H68ZM131 104H132V101H131ZM134 104H132L134 107L129 106L130 107L129 110L132 109V111H135L136 106H138V105L137 104L134 105ZM191 104L189 106H192ZM201 104H200V106L205 109L206 105L203 104V106H202ZM250 104H249V108L252 106V105L250 106ZM57 106H59V105H57ZM37 107H36V109H37ZM215 107H216V110H218L222 106H220L217 103V105H215ZM59 108H61V106ZM203 108H202V110H203ZM226 108H228V107H226ZM125 109L126 108H124V110ZM138 109H140V107ZM89 110H91V109H89ZM92 110H93V108H92ZM212 110H213V108H212ZM222 110H226V109L223 108ZM228 110H230V109H228ZM231 110L233 111L234 109H231ZM37 111H36V113H37ZM126 111H127V109H126ZM138 112H136V113H138ZM199 112H201V110ZM136 113H132V115H135ZM187 113L189 114V112H187ZM210 113H212V111L207 112L206 114L207 115L209 114V116H210V115H212ZM225 113H227V112H225ZM225 113H223V115H225ZM89 114L92 115V112ZM89 114L87 113V115H89ZM162 114H160L159 116H162ZM235 114H237V113H234V114L230 113V115H235ZM179 115L180 114H178V116ZM207 115H205V116H207ZM223 115L221 114L219 116V114L216 113L213 115L214 117L211 118L210 122L213 121V124L209 123V125L210 124L212 126L215 125V126H213V130H214L213 133L210 130H209L210 132L209 131L206 132L207 129L205 128L204 125H202V123H205V122L200 123L201 121H199L197 119H193V121H192V117L191 118L188 117L190 119V121L188 119V121L184 122L183 123L184 127H190L189 129L192 128L191 130H195L196 132H194V131L192 132L191 130H189L187 132L191 131L192 134L198 133V135H199V136H197V134L193 135L192 147L198 146L201 143L200 141L203 140V138H206V139L208 138L210 140V142H211V140H213V142H214V140L216 138H218V136H221V138L226 137V135H225L226 133H224L226 131L225 126L227 127V124H229L228 119H230V115H229L228 119H224V117H226L227 115L222 118ZM238 115H237V119L239 117ZM36 118H37V116H36ZM95 119H96V117H95ZM206 119H208V117L205 118V121H206ZM239 119L237 120V123H238V121H240ZM130 120H132V119H130ZM184 120H182V121H184ZM201 120H203V119H201ZM224 120H228V123L224 126V128L220 127V128H222L221 129L222 131H221L219 129V126L217 127L216 125L217 124L221 125L220 123H222ZM233 120L235 121V119L232 118V122L234 124ZM126 121L128 123L129 119ZM39 122H41V123H39ZM104 122H103V120H101L98 123V125H100L101 127H104L105 123H107V122H105V123ZM143 122H144V120H143ZM225 122H227V121H225ZM67 123L65 125H67ZM108 123H109V121H108ZM129 123H131L132 125L135 124V123L133 124L130 121H129ZM230 124H231V122H230ZM222 125H224V122ZM13 126H16V128H17V130L15 132L12 131ZM97 128H99V127L97 126ZM97 128H95V129H97ZM106 128H109V126H107ZM230 128H233V127L231 126ZM114 129H113V131H114ZM208 129H209V127H208ZM67 130H70V131H67ZM109 130H110V128H109ZM223 130H224V132H223ZM227 130H228L227 133L231 132V131H229L230 129H227ZM94 131L98 132V129L94 130ZM103 131L105 132V130H103ZM116 131H118V130H115V132ZM118 132H117V134H118ZM161 132L163 133V131H161ZM187 132H186V134H187ZM245 132H246V130L243 131V133H241L243 135H241L240 133L239 134L241 136H243V138H244V136H246V134L244 135ZM63 133H65V138L62 137ZM100 133L102 136V128H101V132H99L98 134H100ZM248 133H250V132H248ZM106 134H107V130H106ZM114 136L118 137L119 135H114ZM121 136H123V134ZM249 136H250V134H249ZM160 137H162V134L160 135ZM41 138L47 139V143L50 147L49 146H47V147L36 146V143ZM62 138L64 140L65 139L67 140V138L69 139L68 143L66 142L67 143L66 145L68 146V148L70 147L69 149L64 147V145H62ZM119 138H121V137H119ZM181 138H180V140L178 139L179 142L177 141V139L173 140V142L177 141L174 148L172 147L173 150L175 149V147L178 148V146L180 145V142L182 140ZM243 138L241 137L242 141H243ZM245 138L247 139V137H245ZM246 139H244V140H246ZM248 139H250V138H248ZM219 140H220V137H219ZM224 140H225V138H224ZM230 140H231V136H230ZM204 141H205V139H204ZM242 141L241 142L239 141L238 143L241 144ZM114 142H116V141H114ZM221 142L223 143V141H220V143ZM178 143H179V145H178ZM202 144H204V143H202ZM54 146H56L59 149V153H58V151L53 152L51 147H54ZM209 147H210V150L214 148V146H212V144ZM209 147H207L206 145L203 146L204 153L206 151L204 148L209 149ZM217 147H218V145H217ZM217 147H216V149H217ZM231 147H232V145H231ZM197 148H199V147H197ZM197 148H196V150H194L195 152H193V155H194V153H196ZM236 148L238 150L239 155H242L241 154L242 149L239 150V148H241V147H235V151H236ZM146 149H147L146 151L150 150L147 147H146ZM178 150H177V152H178ZM217 150L219 151V153L216 151L218 154L222 153V152L220 153L221 150H219V149H217ZM250 150H251V148H250ZM150 151H152V149ZM198 151H197V153L200 155V153ZM208 151H207V153H205V154L203 153V154L204 155H206V154L212 155L213 152H211V154H210V151L209 152ZM212 151H214V149ZM251 151H253L252 153H255V154L251 153V155L254 156V160L256 162H258L259 160L263 161V159L262 160L260 159V158H262L261 155L259 158V156L256 154L255 151H257V150L252 149ZM125 152L127 153L128 151H124L122 153L120 152L122 157L121 158L118 157L119 160L126 158V157H124V155L131 156L129 154H126ZM202 152H201V154H202ZM174 153H176V151ZM235 153L236 152H234L231 156V157H233V159L235 158V156H234ZM243 153H245L244 157L239 156L241 158H237V156H236L237 161L242 160L240 162V167L238 166L239 171H237V172H241V174L243 172L247 173V174L250 173V175L251 174L253 175V173H257L259 169L261 170L262 166H261V168H258V170H257V168H255V170H257L256 172H254L255 170H251V172L248 171L246 168V162H247L248 158L247 159L245 158L246 152H243ZM258 153H260V151H258ZM223 154H225V153H223ZM148 155H151V154H148ZM179 155H182V153H180ZM191 155H192V153H191ZM204 155H202V156L200 155L199 160H201V159L204 160V158H205V157H203ZM209 155L206 156V159L210 161V159H212V158ZM217 155L215 156V158L213 157L215 160L212 159L214 161V164H215V161H216V163L218 161ZM228 155H231V154H228ZM248 155H250V154H248ZM194 156L189 157V158L193 159ZM197 156H195V157H197ZM208 156L210 157V159H208L209 158ZM86 157H87V153H86ZM201 157H203V158H201ZM216 157H217V159H216ZM142 158H143V156H142ZM249 159H248V161L252 162V160H249ZM123 160L125 161V159H123ZM149 160H150V158H149ZM193 160H195V159H193ZM219 160H222V159H220V156H219ZM120 161H118V163ZM146 161L147 160L145 157L143 158V160H140L139 170H137L138 174L141 173L144 169H146V167H145ZM196 161H198V160H196ZM204 161H202V162H204ZM209 161H207V162H209ZM233 161H235V160H233ZM231 162L232 161H230L229 163H231ZM235 162H234V165L231 164L232 166L227 163V165L230 166L229 169L227 168L228 166L224 165V167L226 166V168H227L226 169L227 173L229 172V170L231 171V168H233V166L238 165ZM120 163H122V161ZM219 163H221V162H219ZM219 163H218V166L220 165ZM253 163H254V161H253ZM87 164H88V162H87ZM207 164L212 165L213 163L211 164V161H210ZM256 164H255V166H256ZM167 165H169V164H167ZM200 165H203V164H200ZM200 165H198V166L200 167ZM215 165L217 166V164H215ZM216 166H214V167H216ZM221 166H222V164H221ZM207 167H209V165L206 167L203 166V170L201 172L204 174H202L198 170L200 172V175L201 174L202 175L208 174L207 169H205ZM222 167H221V169H222ZM257 167H260V166H257ZM120 168L122 169L121 172H123V164H122V166H120ZM169 168H171V167H169ZM234 168H236V167H234ZM240 168H241V171H240ZM248 168H249V166H248ZM218 169H219V167H218ZM244 170H247V172H245ZM261 172H262V170H261ZM172 174H173V172H172ZM210 174H211V172H210ZM258 174H260V171L257 173V175ZM198 175H199V173H198ZM212 175L213 174H211V176ZM250 175H249V177L251 178L250 182L253 185L252 179H253L254 175L252 177ZM236 176L238 177V174ZM239 176H241V175H239ZM243 176L244 175H242V177ZM214 177H215V175H214ZM204 178H206V177H204ZM106 179H108V178L105 176V179H104L105 181H103L104 184L106 182ZM109 180H111V179H109ZM103 182L101 184H103ZM54 184L58 185V189H56V190L52 189L51 186ZM111 184H113V183H111ZM70 187L72 188L73 194H70L68 192V188H70ZM255 188H256L255 186H250L247 189V193L245 196L246 201L249 200L250 195H251V193H253ZM128 190H126L125 193ZM148 192L150 194V191L146 186L139 185L135 190L130 191V193L128 192L127 195H130V198L133 197V199L135 198V199L139 200V202H137V203H145V204L147 203V205H148V203H149V202H147L148 200L147 201L144 200L147 198ZM19 193H28L29 194V196H27L26 201H24V202L17 201L16 195ZM144 193L146 196H144ZM139 195H143L144 199L140 200L139 198H136ZM214 199H215V197H214ZM3 203H37L40 205V207H39V209H35V210H32V209L24 210L23 214H19L18 212L12 211V210H9L7 212H3L2 211L4 208ZM43 203H57V204H51V206L49 208H47V206L44 205ZM63 203H65V204L67 203V206L65 207V205ZM225 205L228 206L227 204H225ZM77 206L79 207V209L82 210L79 213L77 212L78 211ZM133 207H134V205H133ZM233 210H234V213L231 216H233V219H234L236 217V216L234 217V214L237 210L235 209V207ZM145 217H147V216H145ZM237 218L238 217H236L235 219L237 220ZM156 220H155V222H156ZM248 221H250V220L248 219ZM152 224H153V227L155 228V230L159 229V231H157L158 232L157 234H153L150 231L153 228ZM236 225L238 226V228L240 230L239 225L238 224H236ZM239 230H237V231H239ZM235 231H236V229H235ZM237 234H239V233H237ZM237 236H239V235H237ZM245 237H243V238H245ZM214 243H216V242H214ZM220 244H215V245H219V247H220ZM217 248H218V246H217Z\"/></svg>",
    "mask_w": 264,
    "mask_h": 264
}]
</instances>
